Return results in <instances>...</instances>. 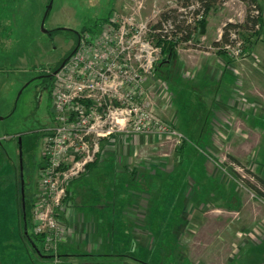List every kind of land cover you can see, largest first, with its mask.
Returning <instances> with one entry per match:
<instances>
[{"label":"rangeland","instance_id":"1","mask_svg":"<svg viewBox=\"0 0 264 264\" xmlns=\"http://www.w3.org/2000/svg\"><path fill=\"white\" fill-rule=\"evenodd\" d=\"M179 1L0 2V162L4 160V149L16 164V170L8 161L2 162L0 168V264H264V197L246 187L242 180L251 179L245 166L255 167V172L264 167V122H258L262 128L257 130L251 121L255 116L264 119V34L251 37V52L238 37L234 45L227 46L233 58L230 66L237 73L229 67L230 74H226L221 86L223 93L214 96L221 108L214 107L213 94L205 90V85L216 83V71L228 66L214 43L221 39L227 23L244 21L246 6L239 0H226L212 10L206 34H196L189 43L177 45L179 55L170 81L157 73L164 54L156 40L158 30L152 26L163 11L180 7ZM187 17L192 20L193 14L189 12ZM57 28L60 30L54 31ZM84 28L96 37L106 30L123 35L119 50L126 48L130 76L141 73L144 82L140 92L138 87H131L130 108L136 109L135 114L126 121L125 111L115 112L113 116L119 117L113 119L116 132L101 138L99 152L92 162L81 158L90 164L98 157L99 161L107 160L111 153L121 152L119 160L124 157L122 163L127 165L120 172L124 169L126 174L98 181L90 177L91 173L83 181L78 180L81 176L69 180L70 192L73 185L82 186L80 190L78 186V192L72 191L71 206H89L83 211L88 213L84 221L89 228L84 237L76 236L81 239V246L66 249L61 244L53 259L41 258L21 238L17 142L8 137L43 121L50 130L37 152H41L39 158L44 155L47 137L60 124L53 108L58 101L59 80L54 77L49 92L45 90L38 100L36 86L41 79L36 68L58 67ZM189 83L197 87L187 88ZM224 94L229 99L223 100ZM139 103L147 113L176 129L190 127L196 132L190 133L193 143L207 147L210 157L200 162L203 157L188 149L187 158L182 159L174 138L144 137L132 132L127 136L119 131L124 127L133 129L140 115ZM206 103L214 117L208 118V123L202 112ZM245 104L249 105L246 110ZM205 133L210 135L206 137ZM229 154L239 159L244 168L233 162ZM33 158L27 156L24 161L29 187L41 179L38 160ZM79 160L71 163L74 166ZM183 160L189 165L182 167ZM193 160L201 170L196 169ZM233 171L240 177L235 179ZM216 178L220 179L219 185ZM213 179L215 186L210 185ZM106 192L111 199L103 197ZM95 207L100 210H91ZM62 217L59 218L63 220ZM179 223L182 227L176 230ZM65 235L68 239V230ZM87 238L88 242H80ZM60 253L63 255L59 256Z\"/></svg>","mask_w":264,"mask_h":264},{"label":"built area","instance_id":"2","mask_svg":"<svg viewBox=\"0 0 264 264\" xmlns=\"http://www.w3.org/2000/svg\"><path fill=\"white\" fill-rule=\"evenodd\" d=\"M123 42V35L109 30L97 37L85 31L78 50L54 75L59 80V95L53 108L60 124L47 137L46 164L40 171L33 214L35 232L44 236L45 248L54 254L66 240L68 226L59 217L71 207L69 180L87 171V163L99 152L101 138L116 132L113 119L119 117L113 116L115 112L125 111L123 119L127 121L136 111L130 108L131 87H138L140 92L144 80L141 73L130 76L126 48L119 50V43ZM137 108L140 115L133 129L124 127L119 131L127 136L131 132L144 137L161 135L174 138L178 144L184 139L181 131L147 113L142 103ZM74 159L80 160L73 166Z\"/></svg>","mask_w":264,"mask_h":264},{"label":"trees","instance_id":"3","mask_svg":"<svg viewBox=\"0 0 264 264\" xmlns=\"http://www.w3.org/2000/svg\"><path fill=\"white\" fill-rule=\"evenodd\" d=\"M239 1L243 2L246 6L244 21L241 23H227L224 26L221 39L214 43V46L219 48L217 51L218 55H220L226 61L229 67L233 61V58L229 56L228 51H227V46L234 45L237 42V37H238L239 39H242L244 43L248 45L249 49L247 50L248 52H251L252 46H253V44L251 46V43H252L251 37H255V36L258 37L264 32V0H239ZM0 2L8 3V2H11V0H0ZM225 2L226 0H180L179 1L180 7L169 8L160 14V18L158 22L152 26V29H154L155 31L158 30V32L156 33V40L158 44L162 46V52L164 54L163 60L157 66V73L160 76H162L166 80L169 79L171 81L173 70L175 67L174 65L179 55L177 45L179 43H189L192 40L193 36L196 34L205 35L207 32V27H208V23H207L208 15L210 14L212 10L217 8V6L223 5ZM189 12L193 14V19L190 21H189V18L187 17V14ZM107 20L109 21L110 19H107ZM57 30H60V28H57L54 31H57ZM85 31L90 32L88 28H84L83 32ZM233 35H235L236 37H232ZM175 39L177 40L174 41ZM249 42H250V47H249ZM254 45H255V42H254ZM75 48H76V43L72 46V48L70 49L67 55H71ZM164 66L166 68H164ZM57 68L58 67H55L53 68V70H56ZM178 80L175 83L178 84ZM219 87H220V83L216 82V83L209 84L208 87L205 85V90L210 91L213 94L212 96L213 100H211V105L214 107L219 106L221 108L220 103L216 102L214 99V96L217 95L218 93L222 94V91L220 90ZM187 88H192V90H194L196 87L193 88V85L189 83V85H187ZM244 106H245L244 109H247L246 104ZM210 108L211 107H209L208 103H206V105H204L203 110H202V112L205 115L203 119L207 123L210 122V119L208 118L210 117L214 118L213 112L211 111ZM173 127L176 128L175 126ZM178 130L181 131L184 135V139L181 141L177 149V152L179 156H181L182 159L187 158V155L189 153L187 151L188 149H192L197 154V157L198 155H201V157H203V159H201L200 162H204L207 156L210 157L205 150L207 149V147H203L201 144L199 145V143L198 144L193 143L194 141L191 139L190 133H196L195 131L192 132L191 131L192 129H190V127L188 126L182 129L178 128ZM208 132L206 131V133ZM209 135L210 134L208 135L206 134L205 136L208 137ZM202 136H204V134L199 136L198 138L200 141H202L201 140ZM0 150L2 149L0 148ZM3 155H4V160L0 162L1 163L0 168L2 166V162L8 161L10 163L12 170L14 169L16 170V164L12 162V160L7 156L4 149H3ZM228 156L233 162H235L236 164L244 168V165L239 159L235 158L231 154H229ZM99 158L100 157H98L93 163L87 164V167H86L87 171L82 175V177H85L84 175L88 177L92 173L94 168H96L97 162H99L100 160ZM193 161H194V166L196 167V169H200L199 166L195 165V163L197 164L196 160H193ZM189 163L190 162L188 161L184 162V160L183 162H180L182 167L186 166L187 164L189 165ZM245 168L247 172L251 174L250 175L251 179H245V178L242 179L245 186L250 188L252 191L258 193L262 197H264V178L258 175L256 172H254L251 168L246 167V166ZM26 176H27V166L24 164L25 203H26V213H27L26 224H27V229H28V235L26 236L24 233V220H23V210H22L21 215H22V227H23L22 231L23 232L21 233L22 235L21 238L24 243L27 242L30 246H31L30 240H32L35 243V245L40 249L42 254L52 256L54 252L53 251L50 252L49 250H46L44 246V236L37 234L35 232V222L33 219V214H34L35 205H36V195H37L35 188L38 186L39 181H37V183L34 182V184L31 187H29L30 184L26 180ZM206 176H208L209 178L208 174ZM233 177L237 179L238 177H240V175L238 173H234ZM8 179L9 178H7V180ZM214 180L215 179H213V182H211L210 185L215 186L216 182L219 185L220 179L216 178V182ZM19 187H20V197H21L20 171H19ZM29 189L31 190H30V193L28 194ZM21 207H22V198H21ZM180 224L181 223H179V225ZM60 245L59 247H61ZM57 254L59 253L54 254L53 257L56 256ZM62 255L63 254L60 253L59 256H62ZM131 258L136 259L133 257Z\"/></svg>","mask_w":264,"mask_h":264},{"label":"crops","instance_id":"4","mask_svg":"<svg viewBox=\"0 0 264 264\" xmlns=\"http://www.w3.org/2000/svg\"><path fill=\"white\" fill-rule=\"evenodd\" d=\"M264 34V33H263ZM262 34V35H263ZM231 67V66H230ZM232 69H233V67H231ZM217 70V69H216ZM234 70V69H233ZM235 71V70H234ZM236 72V71H235ZM230 74V71H229V66H227L224 70H222V69H218L217 71H216V73H215V77H216V79H215V81L214 82H219L220 83V90H221V86H222V88H223V81L224 80H226V74ZM237 73V72H236ZM190 78V77H189ZM234 79H235V76H234ZM236 79H238L239 80V77H237ZM210 81H212V79H209ZM212 81V82H213ZM238 82V81H237ZM191 84V83H190ZM237 84V83H236ZM235 84V85H236ZM241 84V80H239V84H237V85H240ZM191 85H193V84H191ZM197 87V86H196ZM222 91V93H223V90H221ZM258 93H260V94H262V92L261 91H258ZM225 95V97H224V99L223 100H226L227 99V94H224ZM262 95H264V94H262ZM228 99H229V97H228ZM235 100V99H234ZM237 100H238V98H237ZM242 100V99H241ZM225 102V101H224ZM235 103L237 102L236 100L234 101ZM250 103V102H249ZM246 106H249V105H247L246 104ZM249 109H250V107H249ZM246 110V109H245ZM251 121H253L254 122V124L256 125V128H257V130L258 129H260V128H262L261 126H259V124H258V122H260V123H262V122H264V119H262V118H260V117H257V116H255L254 118H252V120ZM263 130H264V128H263ZM144 141V140H143ZM119 148H121V147H119ZM118 148V151L120 150ZM121 153V152H120ZM120 153L119 152H116V153H111L113 156H111V158H110V156H109V158H107V160H113V161H107L106 159H104L103 161H99V162H97V164H96V168H94V170L92 171V175L90 176L91 178H94V180H100L101 178H104V177H111V178H113L115 175H121V174H126V172H124L125 170L124 169H122L123 171L122 172H120L121 171V168L122 167H124L125 165H127L126 163H122V159L124 158H122V156H121V160H119L120 159ZM110 154V155H111ZM116 157H117V160L118 161H116ZM106 160V161H105ZM118 162V163H117ZM263 166H264V164H262ZM262 165H261V167H262ZM144 166L145 165H143V168H144ZM251 166V165H250ZM142 167V166H141ZM255 168V167H254ZM254 168H252L251 167V169L255 172V169ZM96 171H98V172H96ZM258 175H260L261 177H263L264 178V167H262L258 172H256ZM85 177H83L82 179H78L79 181H83L85 178H86V175H84ZM82 177V176H81ZM150 177V176H149ZM90 178V179H91ZM108 180V179H107ZM155 185V184H154ZM74 186V188L73 189H71L70 188V190H71V192H70V198H72V195H74V193H76V192H78V186L79 185H73ZM77 186V187H76ZM82 187V186H81ZM80 186H79V190H80V188H81ZM154 187V186H153ZM109 188V187H108ZM74 190V193L72 192ZM85 190V189H84ZM91 190H93V186H92V189ZM106 190H109V189H106ZM86 191H88V189L86 190ZM92 192V191H91ZM103 197L104 198H107V200H109V199H111V196L106 192L104 195H103ZM91 198H93V197H91ZM199 199V198H198ZM71 202H72V200H71ZM87 206V207H86ZM88 205H79L78 207L76 206H71L69 209H68V211L66 212V214H63V215H61V217L63 218V221L66 223V225L68 226V239L66 238V241H64L63 243H62V245H63V247L64 248H68V249H70L71 247H73V246H77V245H79V246H81V243H79V240H81V239H79V238H77L76 236H78L79 237V235H80V237L82 236V237H84V235H86V233H87V228H89V225L87 224V222L86 221H84V216H86V214H88L87 212H83V211H86V210H88ZM103 208V206H101V208L100 209H102ZM90 209V208H89ZM93 209H96V210H100V209H97L96 207L95 208H91V210H93ZM108 210V209H107ZM106 209H105V211H107ZM81 213H83V215L81 214ZM102 214V213H101ZM264 217V216H263ZM182 227V225L180 224H178V226L176 227V230L177 229H180ZM105 229V228H104ZM107 231V230H106ZM105 232V231H104ZM74 233H76V234H74ZM98 234H99V236H100V234H102V232L101 231H99L98 232ZM108 234V233H107ZM75 235V238L73 237ZM109 235V234H108ZM81 237V238H82ZM74 238V239H73ZM90 239H86V240H82V241H80V242H83L82 244H84V242H88ZM102 244V243H101Z\"/></svg>","mask_w":264,"mask_h":264},{"label":"flooded vegetation","instance_id":"5","mask_svg":"<svg viewBox=\"0 0 264 264\" xmlns=\"http://www.w3.org/2000/svg\"><path fill=\"white\" fill-rule=\"evenodd\" d=\"M82 33L79 34L77 37L76 48L73 50L71 55H67L68 52H67V54L64 55L62 62L60 63V65H58V68L56 69L57 71L62 70L66 66V64L69 61V59L71 58V56L78 50ZM36 69H37L36 71H37L38 78L41 79L39 81V84H37V86H36V88H37L36 97L39 100L41 98L42 94H44L45 90L47 92H49V90L51 88L50 82L54 78L56 70H53V68L51 69V68H43V67L42 68L37 67ZM48 109H49V115L51 117L52 116L51 115V107ZM1 118L2 117L0 116V119ZM50 120H52V118ZM46 125L47 124H45L42 121L39 124H37L35 127H32V128L25 130L23 132H18L16 134H13L12 136L8 137V139H13V140H16V142H17V159H18V164H19V171H20V153H21L20 146L22 149L23 166H24L25 158L27 156H34L35 161L38 160L39 171H41L42 168L44 167L45 157H44V155H41V158H39L41 152L40 153L37 152V147L39 146L40 142L43 141L44 137L46 136V134L50 130V126L49 125L46 126ZM6 154L13 162L11 155H9L7 152H6ZM34 154H37V155H34ZM34 158H33V161H34Z\"/></svg>","mask_w":264,"mask_h":264},{"label":"water","instance_id":"6","mask_svg":"<svg viewBox=\"0 0 264 264\" xmlns=\"http://www.w3.org/2000/svg\"><path fill=\"white\" fill-rule=\"evenodd\" d=\"M44 31L49 33L46 30H44ZM56 72H57V70H56ZM20 150H21V153H20L21 198H22V210H23V220H24V233L27 236L28 235V229H27V224H26L27 213H26V203H25V181H24V166H23L21 146H20ZM30 244L33 247V249L36 251L37 255H39V257H43V258H52L53 257V255L51 256V255L42 254L40 249L35 245V243L32 240H30Z\"/></svg>","mask_w":264,"mask_h":264}]
</instances>
